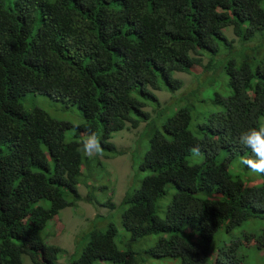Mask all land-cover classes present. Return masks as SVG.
Returning a JSON list of instances; mask_svg holds the SVG:
<instances>
[{
    "label": "trees",
    "instance_id": "obj_1",
    "mask_svg": "<svg viewBox=\"0 0 264 264\" xmlns=\"http://www.w3.org/2000/svg\"><path fill=\"white\" fill-rule=\"evenodd\" d=\"M29 92L80 107L74 139L70 122L24 108ZM260 122L264 0H0V264H59L65 250L44 231L64 208L93 201L79 191L80 137L94 131L117 154L114 133L138 127L146 174L120 205L130 240L114 222L97 227L109 217L98 214L66 264H246L238 251L255 242L244 232L212 249L217 233L264 218V182L245 181L256 172L240 164L252 153L239 143ZM142 239L139 253L131 242Z\"/></svg>",
    "mask_w": 264,
    "mask_h": 264
},
{
    "label": "rangeland",
    "instance_id": "obj_2",
    "mask_svg": "<svg viewBox=\"0 0 264 264\" xmlns=\"http://www.w3.org/2000/svg\"><path fill=\"white\" fill-rule=\"evenodd\" d=\"M230 38H238L236 35L228 32ZM239 42V41H238ZM175 78L184 81L185 86L191 83V76L185 72H176ZM182 90H178L180 93ZM161 102H167L171 98V94L166 90H155ZM23 106L26 110L31 111L34 108H41L45 110L52 118L62 121L70 122L72 127L67 131L66 140L75 138L76 126L83 123L84 118L82 111L77 104H70L57 98L54 95L45 93L29 92L22 99ZM166 117V115H164ZM139 128V127H138ZM129 130L127 128L114 133L110 141L116 146L120 153H115L111 148L106 145L103 148L102 156H86L83 152L84 160L82 163V176L79 191L83 196L90 195L93 201H79L75 206L64 208L60 214L49 222L48 228L44 231L43 235L48 243L62 247L65 252L60 257L59 264H66L72 258L76 259L83 251L87 242V235L92 226V220L96 215H108L107 221L103 222L98 220L95 225L102 230H106L109 222H114L121 231L120 233L126 236L125 244L130 240V233L124 230L122 225L121 201L129 188V186L138 187L146 171L141 168L140 161L142 159L145 149L149 146V141L144 138V144L138 145L136 137H140L143 133L142 127ZM82 135L80 140L83 138ZM124 151H127L124 153ZM247 184L260 185L264 182V175L259 173L250 174L246 180ZM85 182L89 186H85ZM129 183V185H128ZM115 201L117 206L111 208L106 206L108 201ZM254 237L255 244L261 243L263 247L244 244L238 253L243 257L246 264H264V218H256L243 223L236 228L232 233H217L214 238L212 251L218 253V245L222 241L231 244L232 240L240 237L242 233ZM118 245L121 249L126 246L122 244L117 237ZM147 242L151 239L147 238ZM252 241V242H253ZM148 243V244H149ZM145 241H132L131 246L139 253H143L148 246ZM216 245V246H215ZM28 256H24V264L29 261ZM146 264H180V259L168 258H149Z\"/></svg>",
    "mask_w": 264,
    "mask_h": 264
},
{
    "label": "clouds",
    "instance_id": "obj_3",
    "mask_svg": "<svg viewBox=\"0 0 264 264\" xmlns=\"http://www.w3.org/2000/svg\"><path fill=\"white\" fill-rule=\"evenodd\" d=\"M239 143L252 153L251 157H241L240 164L253 172L264 174V122L242 131L239 135ZM80 144L86 156L103 155L100 137L94 131L83 136ZM191 151L197 156L200 154L199 146L193 147Z\"/></svg>",
    "mask_w": 264,
    "mask_h": 264
}]
</instances>
